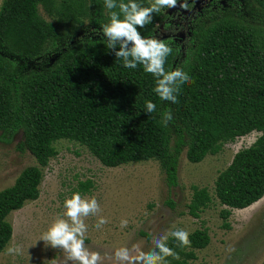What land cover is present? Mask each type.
Wrapping results in <instances>:
<instances>
[{
	"label": "trees",
	"instance_id": "16d2710c",
	"mask_svg": "<svg viewBox=\"0 0 264 264\" xmlns=\"http://www.w3.org/2000/svg\"><path fill=\"white\" fill-rule=\"evenodd\" d=\"M251 1L264 12V0ZM212 5L217 0L190 21L194 28L184 45L171 47L166 69L183 68L192 82L182 87L179 102L170 104L155 95L154 78L142 66L124 68L107 49L103 0H3L1 140L20 131L16 151L28 152L39 168L55 156L52 144L58 140L83 146L106 168L152 159L172 186L183 151L188 163L197 164L223 143L260 133L214 181V197L224 207L218 216L228 229L231 210L246 209L264 196V34ZM38 7L52 23L40 17ZM163 18L153 14L141 34L153 37ZM145 100L156 103L155 113L144 112ZM165 111L173 116L167 126L161 124ZM39 168L26 167L0 191V253L11 237L7 215L38 197ZM209 202L204 189L192 188L188 214L196 218ZM189 239L185 247L169 239L179 257H168L169 264H189L209 243L205 230H194Z\"/></svg>",
	"mask_w": 264,
	"mask_h": 264
},
{
	"label": "rangeland",
	"instance_id": "374dc122",
	"mask_svg": "<svg viewBox=\"0 0 264 264\" xmlns=\"http://www.w3.org/2000/svg\"><path fill=\"white\" fill-rule=\"evenodd\" d=\"M191 1V10L178 6L157 13L164 18L162 23L155 24L153 37L160 40L169 37L170 41L166 43L170 47L186 41L187 33L194 25L190 22L185 25L183 17L196 12L201 3V0ZM217 3L211 6L212 10L218 6L228 10L234 19L264 34V12L251 0H217ZM37 11L42 19L52 23L39 7ZM177 12L181 15L178 19ZM83 24L88 27L85 20ZM162 24L173 28L167 31L161 28ZM49 59L48 64L55 56ZM1 135L0 191L11 187L26 167L39 168L28 152L16 151L15 146L21 140L20 131L4 140ZM259 135L251 132L223 143L217 153L206 155L197 164L188 163L183 151L178 157L172 186L167 185L155 160L106 168L83 146L67 140L55 141L52 144L55 156L45 167L39 168L41 179L37 199L25 202L5 218L11 227V237L0 253V264H75L67 260L62 249L46 245L39 238L56 216L63 213L64 200L77 191L82 196H94L101 208L98 216L109 221L101 230L94 227L98 216H90L85 221L88 225L85 244L100 253L99 264H125L115 258L117 248L127 247L132 256L139 251L147 252L154 247V238L173 226L189 233L194 230L207 233L208 245L195 251V260L189 264H260L264 259V196L246 209L231 210L226 221L229 228L224 229L218 216L224 207L219 205L213 193L217 175L228 166L232 156L250 146ZM83 185H86L85 189ZM192 188L204 189L210 197V202L196 218L187 212ZM122 219L128 221L123 229L120 227ZM11 245H19L21 253L6 255L5 250Z\"/></svg>",
	"mask_w": 264,
	"mask_h": 264
},
{
	"label": "clouds",
	"instance_id": "9594fccd",
	"mask_svg": "<svg viewBox=\"0 0 264 264\" xmlns=\"http://www.w3.org/2000/svg\"><path fill=\"white\" fill-rule=\"evenodd\" d=\"M108 11L107 22L101 26L107 49L111 50L116 61L121 62L127 69L142 66L145 73L154 78L153 92L162 102L178 103V96L184 85L190 84L191 77L183 68L168 70L165 67L172 48L163 40L155 37H145L140 29L152 22L153 14L165 8L187 9L186 0H151L147 5L140 0H103ZM157 110L152 100L144 101V112L151 115ZM173 120L171 111L161 114V124L167 126ZM63 213L56 216L39 240L53 248H60L67 254V260L75 264H99L101 255L90 250L86 244L88 225L86 219L98 216L101 212L97 199L82 196L73 192L63 202ZM109 221L98 216L94 225L101 230ZM128 221L122 219L120 227H127ZM190 233L182 228L173 226L163 235L154 238V247L149 251H139L132 256L127 247L117 248L114 256L125 264H169L168 257L178 259V254L168 246L170 238L178 242L179 247L189 246ZM22 251L19 245H11L5 250L6 255H18Z\"/></svg>",
	"mask_w": 264,
	"mask_h": 264
},
{
	"label": "flooded vegetation",
	"instance_id": "af4514ba",
	"mask_svg": "<svg viewBox=\"0 0 264 264\" xmlns=\"http://www.w3.org/2000/svg\"><path fill=\"white\" fill-rule=\"evenodd\" d=\"M210 1H211V0H201V3H200V5H199V7L197 8V11H196V12L194 11V12H192L190 15L183 17V18H184V24H185V25H188V22H190L191 20H193V19L195 18L196 14L199 15V14L202 12V10H203L205 7H207V5L210 3ZM186 2H187V5H188L187 10H191V9L193 8V3H192V1H191V0H186ZM175 16H176V18L178 19L181 15L177 12V13H175ZM184 24H182V25L185 26ZM165 26H166V27H165ZM161 28H162V29H166L167 31H169V30H172L173 26H168L167 24H162V25H161ZM187 34H188V36H189V32H188ZM162 40H167L166 42H168V41H170V38L167 37V38H164V39H162ZM187 40H188V37H187L186 41H187ZM186 41H184V42L182 43V45H184V43H185Z\"/></svg>",
	"mask_w": 264,
	"mask_h": 264
}]
</instances>
